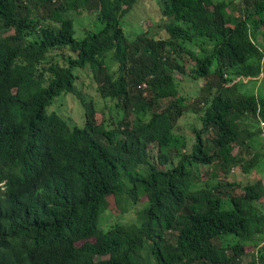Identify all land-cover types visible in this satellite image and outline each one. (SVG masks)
I'll return each mask as SVG.
<instances>
[{"label":"trees","instance_id":"16d2710c","mask_svg":"<svg viewBox=\"0 0 264 264\" xmlns=\"http://www.w3.org/2000/svg\"><path fill=\"white\" fill-rule=\"evenodd\" d=\"M156 1L166 35L129 38L138 0H0V264H264V183L227 177L264 158V0ZM82 13L100 26L76 39ZM174 71L203 81L189 146ZM62 93L83 124L51 109Z\"/></svg>","mask_w":264,"mask_h":264},{"label":"rangeland","instance_id":"374dc122","mask_svg":"<svg viewBox=\"0 0 264 264\" xmlns=\"http://www.w3.org/2000/svg\"><path fill=\"white\" fill-rule=\"evenodd\" d=\"M241 0H235L238 2ZM86 14V13H85ZM82 13L81 15L74 14V37L76 39H81L84 37V31L81 28L88 29H98L100 24L97 22L95 14ZM167 17L161 15L160 5L156 0H138L136 6L133 7L128 13H126L121 19L120 24L124 30V33L129 38L135 37L137 34L141 33L145 29H148L150 35L165 36L166 32L163 28L164 23L168 22ZM192 66L189 64L187 71L190 70ZM78 78L76 80L77 88L81 89L85 94L87 99L94 100L97 105L104 111L108 112L111 106L110 101H104L96 90V84L91 76L89 67L84 69L76 70ZM174 76L176 78V83L180 94H182L188 100V108L184 116H182L175 126V132L180 135H184L187 138V144L190 145L192 141V128L199 127L198 116L195 114L190 105L193 104V100L201 94V86L203 81L200 79H192L187 72V74H182L178 71H174ZM259 83L257 84V92L264 94V60L262 62V72L259 75ZM248 79H244L242 82L245 83L246 89L252 88V84L247 82ZM169 99L166 98L161 100L162 104L165 105ZM51 109L57 111L62 115L69 123L76 122V124H81L83 119V109L77 98L72 94H60L58 95ZM100 115V114H99ZM83 124V123H82ZM238 149H234L237 152ZM254 151L262 154L264 153V135L257 137V140L252 143L251 153ZM248 155H246V158ZM261 165L250 173H244L241 169L233 168L227 177L228 180L238 181L240 183H246L255 179L260 178L264 183V158L261 159ZM203 176V175H202ZM205 178V175L203 176ZM233 192L240 193L239 188H235ZM141 207V205H129L128 211L125 213L114 214L109 211L103 213L100 217V225L102 227H107L112 222H122V223H132L136 221V212ZM81 243V242H78ZM246 261L249 259V255L243 257Z\"/></svg>","mask_w":264,"mask_h":264}]
</instances>
